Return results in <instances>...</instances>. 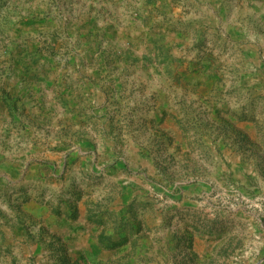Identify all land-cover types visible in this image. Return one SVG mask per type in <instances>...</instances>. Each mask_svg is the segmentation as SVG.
<instances>
[{"label":"rangeland","instance_id":"374dc122","mask_svg":"<svg viewBox=\"0 0 264 264\" xmlns=\"http://www.w3.org/2000/svg\"><path fill=\"white\" fill-rule=\"evenodd\" d=\"M0 264H264V0H0Z\"/></svg>","mask_w":264,"mask_h":264}]
</instances>
